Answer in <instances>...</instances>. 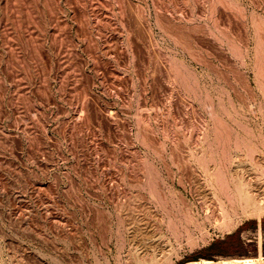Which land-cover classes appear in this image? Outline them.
I'll use <instances>...</instances> for the list:
<instances>
[{
    "label": "rangeland",
    "instance_id": "374dc122",
    "mask_svg": "<svg viewBox=\"0 0 264 264\" xmlns=\"http://www.w3.org/2000/svg\"><path fill=\"white\" fill-rule=\"evenodd\" d=\"M256 206L264 0H0V264H257Z\"/></svg>",
    "mask_w": 264,
    "mask_h": 264
},
{
    "label": "bare ground",
    "instance_id": "6f19581e",
    "mask_svg": "<svg viewBox=\"0 0 264 264\" xmlns=\"http://www.w3.org/2000/svg\"><path fill=\"white\" fill-rule=\"evenodd\" d=\"M240 183V190L241 193H244V197L249 200V201H252L254 202L256 200V195H254L253 193H250V191L248 189H244L243 187H245V183ZM242 187V188H241ZM263 208L261 207H258L256 206L257 209L259 210H264V206H262ZM202 264H252V259H249V258H243V257H239V258H229V257H224L222 258L221 260H210V259H204L203 260V263Z\"/></svg>",
    "mask_w": 264,
    "mask_h": 264
},
{
    "label": "trees",
    "instance_id": "16d2710c",
    "mask_svg": "<svg viewBox=\"0 0 264 264\" xmlns=\"http://www.w3.org/2000/svg\"><path fill=\"white\" fill-rule=\"evenodd\" d=\"M263 223H264V219H263V221H262ZM224 251L223 250H221V251H218V253L219 254H222Z\"/></svg>",
    "mask_w": 264,
    "mask_h": 264
},
{
    "label": "crops",
    "instance_id": "0c3cea01",
    "mask_svg": "<svg viewBox=\"0 0 264 264\" xmlns=\"http://www.w3.org/2000/svg\"><path fill=\"white\" fill-rule=\"evenodd\" d=\"M257 264H264V260H263V261H261V262H258Z\"/></svg>",
    "mask_w": 264,
    "mask_h": 264
}]
</instances>
